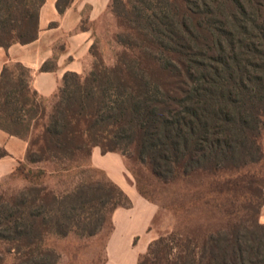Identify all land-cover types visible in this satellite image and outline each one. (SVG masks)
<instances>
[{"label": "trees", "instance_id": "1", "mask_svg": "<svg viewBox=\"0 0 264 264\" xmlns=\"http://www.w3.org/2000/svg\"><path fill=\"white\" fill-rule=\"evenodd\" d=\"M45 2L0 0V48L38 40ZM110 10L122 49L114 65L98 59L86 75L68 72L49 99L23 64L2 71L0 129L28 142L27 163L56 169L21 161L13 174L29 186L0 192V264H57L49 238L95 237L132 208L113 181L83 177L95 148L132 156L164 183L264 160V0H112ZM53 174L79 181L57 193L43 181ZM138 264H264V224L202 241L161 237Z\"/></svg>", "mask_w": 264, "mask_h": 264}, {"label": "rangeland", "instance_id": "2", "mask_svg": "<svg viewBox=\"0 0 264 264\" xmlns=\"http://www.w3.org/2000/svg\"><path fill=\"white\" fill-rule=\"evenodd\" d=\"M69 3L70 0L63 1L64 5ZM88 27L93 30L94 44L89 67L82 75L88 74L98 59L114 65L116 56L122 51L115 42L120 29L111 10L90 26L85 22L83 28ZM261 145L264 153V132ZM119 154L122 160L117 154L104 155L101 161L97 158L96 164L101 168L89 162L83 177L113 181L136 201V208L132 200L133 212L122 220H115L113 216L95 237L81 238L71 234L49 238L48 247L60 255L57 264H138L150 244L161 237L180 234L202 241L212 233L242 223L250 225L259 220L264 224V160L240 170L198 172L164 183L149 166L132 156ZM114 157L120 158L114 160ZM24 163L35 172L45 169L50 174L56 169L52 164L31 165L26 160ZM16 168L0 181V192L12 194L29 186L27 181L13 174ZM74 176L53 174L43 181L50 190L59 193L74 188L79 181ZM12 261L6 258V264Z\"/></svg>", "mask_w": 264, "mask_h": 264}, {"label": "crops", "instance_id": "3", "mask_svg": "<svg viewBox=\"0 0 264 264\" xmlns=\"http://www.w3.org/2000/svg\"><path fill=\"white\" fill-rule=\"evenodd\" d=\"M59 1L46 0L43 5L40 13V34L37 41L28 45L15 44L8 50L0 48V76L8 62L21 63L32 70V86L46 99L56 94L68 72L78 74L86 72L91 61L94 37L93 30L89 27L83 28V25L87 22L90 26L98 21L110 11L112 2V0H70L64 13H60ZM48 62L54 64V70L42 72V67ZM28 145L27 141L11 136L0 129V147L9 153V156L0 160V181L9 175L19 162L26 160ZM111 154L120 155L109 153L105 156ZM102 156H104L102 150L95 148L92 162L99 168L101 167L96 164V160L98 158L101 161ZM118 158L120 157L112 159L117 160ZM120 159L122 160V156ZM102 169L114 177L109 170L103 167ZM132 200L135 209L137 204L134 199ZM131 212L133 208H119L114 214V219L122 220L123 216H129Z\"/></svg>", "mask_w": 264, "mask_h": 264}]
</instances>
